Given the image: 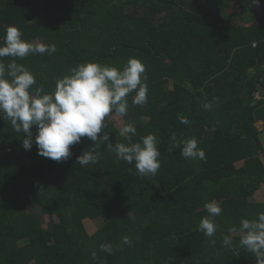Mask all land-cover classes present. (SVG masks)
I'll list each match as a JSON object with an SVG mask.
<instances>
[{
    "label": "trees",
    "instance_id": "trees-1",
    "mask_svg": "<svg viewBox=\"0 0 264 264\" xmlns=\"http://www.w3.org/2000/svg\"><path fill=\"white\" fill-rule=\"evenodd\" d=\"M231 7L232 0H0V43L15 25L24 40L56 46L51 55L17 58L34 75L33 88L51 92L85 62L144 64L147 102L134 105L135 93L128 94L124 118L137 128L134 141L156 136L161 165L155 176L141 177L106 143L86 137L56 162L38 155L35 143L25 150L26 134L0 115V264H256L229 229L264 212V200L255 198L264 187V128L257 124L264 95L256 96L264 90V0L243 25L225 17ZM105 130L113 144L126 142L112 120L98 135ZM37 131L33 126V141ZM172 133L195 137L206 159L170 151ZM91 148L98 162L76 163ZM212 201L222 212L206 237L197 228ZM32 203L56 218L52 227ZM89 220L102 222L90 232ZM225 235L234 236L227 248ZM102 243L113 252L101 251Z\"/></svg>",
    "mask_w": 264,
    "mask_h": 264
},
{
    "label": "clouds",
    "instance_id": "clouds-1",
    "mask_svg": "<svg viewBox=\"0 0 264 264\" xmlns=\"http://www.w3.org/2000/svg\"><path fill=\"white\" fill-rule=\"evenodd\" d=\"M259 5L260 0H252ZM56 52L55 44L32 43L22 38L21 30L15 25L5 29L0 43V115L6 117L17 133L26 134L22 146L30 150L35 143L37 154L56 162L67 160L71 155L70 145L88 138L94 144L100 140L106 143V149L114 152L117 160L129 165L134 164L141 177L155 176L160 168V152L156 136L148 134L138 141L136 126L127 122L119 127V135L125 143L113 144L109 138L108 121L114 114L127 115V96L135 93L132 103L142 106L148 99V85L145 66L137 58H129L122 68L102 65L97 62H85L70 69V74L58 79L54 90L45 92L43 85L36 84L34 75L16 60L30 54L51 55ZM11 57V62H2V58ZM203 109L209 110L212 105L206 102ZM181 124L188 125L187 117L178 114ZM38 129L33 141L32 128ZM170 151L179 148L180 155L191 160H205V151L199 147L193 137L178 140L175 133L171 136ZM99 160L95 148L85 149L76 157V163L86 166ZM207 216L199 221L197 230L206 237H213L217 231L214 218L221 215L222 208L218 202H207L204 205ZM230 233L238 236V243L256 257V264H264V212L253 219L240 220L239 228H230ZM233 235H225L222 247L233 244ZM215 243V241H212ZM124 245L130 246L128 236L122 238ZM100 250L111 254L113 245L102 243ZM95 260L97 253L92 252Z\"/></svg>",
    "mask_w": 264,
    "mask_h": 264
},
{
    "label": "crops",
    "instance_id": "crops-1",
    "mask_svg": "<svg viewBox=\"0 0 264 264\" xmlns=\"http://www.w3.org/2000/svg\"><path fill=\"white\" fill-rule=\"evenodd\" d=\"M235 3H240L241 6L243 7L248 6L249 7L248 13L247 12L241 13L240 11L237 13L233 12V4ZM257 8L259 11L258 5L253 4L252 0H232V7L225 12V17L234 24L243 25L244 23L251 22V20L254 17V13L257 12ZM263 115L264 114L262 112H260L258 115L257 124L260 129L264 128ZM262 135L264 137V133ZM255 198H257V200H264V187L262 188L260 193L255 196Z\"/></svg>",
    "mask_w": 264,
    "mask_h": 264
},
{
    "label": "rangeland",
    "instance_id": "rangeland-1",
    "mask_svg": "<svg viewBox=\"0 0 264 264\" xmlns=\"http://www.w3.org/2000/svg\"><path fill=\"white\" fill-rule=\"evenodd\" d=\"M257 12H258V8H257ZM259 111H260V109L258 110V112ZM109 120H112L118 128L122 124L127 123L124 116H120L119 114H114ZM30 208H31V210H33L37 214V216L40 218V220L42 221V223L45 227H47V228L52 227L53 222L56 221L55 217L44 214L41 211V209L33 203L30 205ZM101 222H102L101 220H96V221L89 220V221H87V227H88L89 231L93 232L101 224ZM40 264H49V263H47L45 260H43L40 262Z\"/></svg>",
    "mask_w": 264,
    "mask_h": 264
},
{
    "label": "built area",
    "instance_id": "built-area-1",
    "mask_svg": "<svg viewBox=\"0 0 264 264\" xmlns=\"http://www.w3.org/2000/svg\"><path fill=\"white\" fill-rule=\"evenodd\" d=\"M241 8V4L240 3H235L233 4V12H237L239 11ZM256 45V43H254V46ZM264 95V90L256 92V96H262ZM261 154L264 156V142H263V149L261 150Z\"/></svg>",
    "mask_w": 264,
    "mask_h": 264
}]
</instances>
